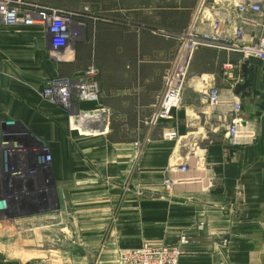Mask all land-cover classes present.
Segmentation results:
<instances>
[{
    "label": "crops",
    "instance_id": "0c3cea01",
    "mask_svg": "<svg viewBox=\"0 0 264 264\" xmlns=\"http://www.w3.org/2000/svg\"><path fill=\"white\" fill-rule=\"evenodd\" d=\"M198 1L124 0L69 53L51 47L44 27L0 18V241H36L39 232V242L54 243L9 250L0 264H116L119 251L175 244L181 235L188 243L179 264H264V111L259 99L235 93L243 56L198 48L181 106L148 125L175 58L173 36L189 26ZM238 2L206 0L207 15L231 20ZM92 64L98 102L74 94L66 111L42 97L51 79L75 80ZM257 81L264 89L260 69ZM210 83L223 100L244 106L237 117L251 135L236 145L226 136L236 115L228 104L208 106ZM98 105L109 109L103 123L80 118ZM168 129L177 132L175 141L163 139ZM45 151L50 160L42 163ZM184 161L193 180L166 189L163 181L178 177ZM32 207L44 213L13 214Z\"/></svg>",
    "mask_w": 264,
    "mask_h": 264
},
{
    "label": "built area",
    "instance_id": "2783aa9c",
    "mask_svg": "<svg viewBox=\"0 0 264 264\" xmlns=\"http://www.w3.org/2000/svg\"><path fill=\"white\" fill-rule=\"evenodd\" d=\"M21 4L26 0H13ZM208 10L206 0H199L189 26L178 36L179 48L174 63L168 69L163 79V88L157 98L155 110L148 120L150 127L171 117L172 111L182 104L183 92L187 84L188 73L194 53L200 47H213L228 52L240 53L245 60L255 59L264 65V0H239L231 9V20L216 18ZM0 18L4 24L14 26H42L50 39L51 47L56 51H66L75 40V34L70 30L71 20L67 17L52 18L47 12L31 10L21 6H10L0 2ZM207 26L206 30H202ZM247 31L251 34L248 35ZM231 33V34H230ZM232 69L227 64L225 70ZM99 69L96 65L87 67L77 81L69 78H54L48 81L41 91L44 99L60 105L66 111H71L75 94L77 100L98 102L100 98ZM205 99L210 108L230 105L236 117L227 125L226 136L230 144L236 145L244 135H251L241 128V119L237 117L242 109L239 100L226 101L220 97L218 88L213 84L207 88ZM109 115V109L98 105L97 109L80 116L92 121L103 123ZM177 132L168 129L163 133V139L175 141ZM47 160L46 157H44ZM188 164L184 161L177 172L178 177L166 178L163 185L172 189L177 184L189 182L187 177ZM17 172L15 173V175ZM188 243V236L181 235L175 244L153 246L142 244L139 247L119 251L116 264H179L183 246ZM227 241H223L226 244Z\"/></svg>",
    "mask_w": 264,
    "mask_h": 264
},
{
    "label": "rangeland",
    "instance_id": "374dc122",
    "mask_svg": "<svg viewBox=\"0 0 264 264\" xmlns=\"http://www.w3.org/2000/svg\"><path fill=\"white\" fill-rule=\"evenodd\" d=\"M3 1L10 6H21L25 7L31 10H41L47 12L52 18H59V17H67L71 20L70 30L75 34V40H73L66 52H72L74 49L79 48L80 43H86V40L88 38V29H92L93 26H96L98 22L104 21V20H110L111 17L109 9H112L114 11H117L120 9L125 3L124 0H26L25 2H22L21 4H14L13 0H0V2ZM144 4H147L144 2ZM187 28V27H186ZM184 28V30L186 29ZM182 33V32H181ZM181 33L174 34L173 38L175 39L176 43L178 44L176 53L179 48V40L178 36L181 35ZM176 58V54H175ZM175 58L172 62V64L175 61ZM81 73L75 78L77 81L78 77H80ZM68 78V77H63ZM71 79V78H69ZM73 109V107H72ZM261 135H264L262 133ZM45 159H41V162L44 163L45 161L48 162L50 160L49 155L47 154V151H45ZM45 160V161H44ZM128 185V184H127ZM46 205H48L47 212H50L49 207L52 208L55 204H53V195H52V184L47 179L46 182ZM129 187V186H128ZM37 205V203H36ZM14 215L16 217H25V216H39V214H42L44 212H40L38 207H32L28 210L25 209H13ZM53 211V210H51ZM36 225H31L28 228H35ZM54 229V227H50V230ZM48 231L47 233L51 232L54 233V230ZM36 234V241L30 240V241H11V242H2L0 241V255L3 256V260L6 258V254L9 250L18 252L24 247L27 250L30 251H37L39 249V245H44L49 247H52L54 245L53 242H39V232H35ZM29 253V252H27ZM2 260V259H1ZM117 261V259H116Z\"/></svg>",
    "mask_w": 264,
    "mask_h": 264
},
{
    "label": "water",
    "instance_id": "95a60500",
    "mask_svg": "<svg viewBox=\"0 0 264 264\" xmlns=\"http://www.w3.org/2000/svg\"><path fill=\"white\" fill-rule=\"evenodd\" d=\"M258 69L264 72V65L258 66L251 64L249 60H246L240 67V74L242 83L238 84L235 88L236 94H241L242 98H250L251 100L259 99L257 108L260 111H264V89L262 84L258 83ZM244 106H242V109ZM243 126L246 122L242 123Z\"/></svg>",
    "mask_w": 264,
    "mask_h": 264
},
{
    "label": "bare ground",
    "instance_id": "6f19581e",
    "mask_svg": "<svg viewBox=\"0 0 264 264\" xmlns=\"http://www.w3.org/2000/svg\"><path fill=\"white\" fill-rule=\"evenodd\" d=\"M5 220V219H4ZM8 224V223H7ZM9 226V225H8ZM6 227V226H5ZM9 229V228H8Z\"/></svg>",
    "mask_w": 264,
    "mask_h": 264
}]
</instances>
